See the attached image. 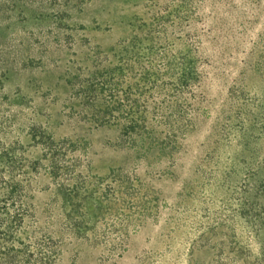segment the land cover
Returning a JSON list of instances; mask_svg holds the SVG:
<instances>
[{"label": "rangeland", "instance_id": "1", "mask_svg": "<svg viewBox=\"0 0 264 264\" xmlns=\"http://www.w3.org/2000/svg\"><path fill=\"white\" fill-rule=\"evenodd\" d=\"M263 127L264 0H0V264H264Z\"/></svg>", "mask_w": 264, "mask_h": 264}, {"label": "trees", "instance_id": "2", "mask_svg": "<svg viewBox=\"0 0 264 264\" xmlns=\"http://www.w3.org/2000/svg\"><path fill=\"white\" fill-rule=\"evenodd\" d=\"M122 76L123 75H120V77L119 78H122ZM99 77H96V76H94L93 77V80H95V79H97V80H99L98 79ZM93 83H94V81H91V83H90V90H84V95L86 96V99L88 100H96V98H100V96H99V94H100V91L97 93L96 92V88H95V86L93 85ZM110 83H111V81H110ZM102 89V88H101ZM112 96H115V94L114 93H110ZM101 98H104V97H101ZM126 98L128 99L127 100V103H132V105H134L135 106V110L133 109V107H132V105H130L129 106V108H128V110H126V114L129 116V117H132L131 118V122H130V124L129 125H125L124 127H123V130L122 131H124V133L126 134V136L128 137V142L129 143H133V144H138V143H141V144H144V142L146 141V139H147V137H150V139L151 138H153V133H154V130H153V128H149V127H147L146 126V124H144V123H139L138 122V120H135V111H138V107H139V105H138V100L137 99H132V98H129V95H128V93L126 94ZM88 100V101H89ZM143 100H144V98H143ZM119 102V101H118ZM126 103V104H127ZM124 105H125V103H119V107H116V108H119V109H122V110H124ZM94 109L96 110V112H98V113H104L103 114V116H105V114L106 113H108V110H101L100 108H98V107H96V106H94ZM100 109V110H99ZM180 110H182V108L180 109ZM181 113V112H180ZM264 128V127H263ZM177 134V130H174V132L173 133H171V136H175ZM134 136L136 137V138H134ZM171 137L170 136H168V139L169 140H165L166 139V137L163 139V140H161V142H159V141H153V140H151L152 142H153V144L154 145H158V146H160L161 148H166V147H170V148H173L172 146V144H171V142H172V139H170ZM168 143H170V145L168 144ZM59 145H56V147H58ZM64 148H66V146L64 147ZM55 153H54V151L51 153V156H52V158L54 157L53 155H54ZM79 175V174H78ZM62 177V176H61ZM69 176H64V178H68ZM13 186L14 185H11L10 186V190L13 188ZM78 185H74V187H77ZM0 207H1V204H0ZM21 210V209H20ZM16 215L15 216H13V219H14V221H16ZM3 223V222H2ZM1 223V224H2ZM1 235V234H0ZM12 239L14 240V238H13V235H11V234H8V236L7 237H4V238H2L1 236H0V243H2L1 241H12ZM19 241V243H22L20 240H17V242ZM24 245H26L27 247L29 246V244H24ZM2 247H4V249H5V251H6V254H9V252L10 251H16V252H19V253H27V260L26 259H24L23 258V261H26V262H28V263H32V264H34V263H39L40 264V262L42 263V261H43V259H42V257H40L39 255H37L36 257H35V253L34 252H31V251H29V250H24L23 248H16L15 246H11V247H7V246H5V245H3ZM36 258V259H35Z\"/></svg>", "mask_w": 264, "mask_h": 264}]
</instances>
